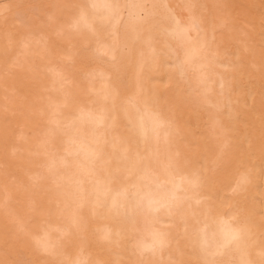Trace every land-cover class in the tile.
<instances>
[{"label":"snow or ice","instance_id":"6c2138e0","mask_svg":"<svg viewBox=\"0 0 264 264\" xmlns=\"http://www.w3.org/2000/svg\"><path fill=\"white\" fill-rule=\"evenodd\" d=\"M69 11L67 21L46 14L37 29L25 26L26 31L12 42L20 55L6 61L5 68H25L20 56L31 50L33 41L40 45L35 54L49 67L48 72L61 89L72 82L69 64L73 63L72 47L87 40L94 59L107 57L111 67L101 71L102 87L86 92L93 97L92 107L81 104L72 120L65 123L62 115L50 107L40 114L46 124L35 146L36 154L45 156L43 172L30 175L28 180L14 181V187L27 207L28 218L18 217V232L27 238L35 252L55 256L67 238L76 244L87 229L80 209L90 205L114 227L95 233L97 241L119 247L125 243L126 264H154L149 254L175 242L170 228L179 226L177 235L189 250L188 260L168 261L167 264H237L223 258L230 252L243 254L252 236L253 222L243 206L242 197L254 181V172L243 155H234L232 137L237 125L243 123L239 113L227 127H220L223 140L210 159L199 166L179 148L173 149L169 130L175 121L171 109L161 106L155 90L144 87L146 74L157 68L163 58L167 66L165 87L172 86L175 102L181 98L197 106L215 107L209 97L212 89L211 68L223 67L237 75L245 64L237 56L228 58L230 33L246 36L234 24L231 6L218 2H191L183 7L188 15L183 19L173 15L161 31L163 41L157 47L148 6L118 0H84L62 6ZM7 6H5V11ZM54 31L65 44H44L50 39L46 31ZM158 28V26H157ZM117 33L122 34L118 39ZM248 49L246 40L240 41ZM7 50V45H6ZM58 50V51H57ZM130 61L134 69L131 81L124 74ZM26 71H38L29 63ZM221 95L225 78L219 75ZM232 77L228 78L231 88ZM66 102V101H65ZM227 104H231L228 99ZM264 106V92H262ZM118 118L124 121L123 130ZM219 123V122H217ZM86 126V131L81 127ZM59 137L52 150L51 138ZM261 155L264 157V126L261 129ZM161 143L163 151H161ZM65 144L76 158L75 171L70 169ZM63 164L65 173L59 172ZM45 172L47 175H45ZM217 192L231 193L217 199ZM47 201V204L45 203ZM40 217L35 227L32 214ZM62 217L60 227L53 229L46 217ZM166 215L167 221L161 216ZM143 223L141 228L137 220ZM157 224H164L158 228ZM58 235L53 236V232ZM259 260L242 258L238 264H264V251ZM58 264H91L82 260H60ZM108 264V262H105ZM119 264V262H117Z\"/></svg>","mask_w":264,"mask_h":264},{"label":"bare ground","instance_id":"6f19581e","mask_svg":"<svg viewBox=\"0 0 264 264\" xmlns=\"http://www.w3.org/2000/svg\"><path fill=\"white\" fill-rule=\"evenodd\" d=\"M84 0H0V264H58L60 260H82L91 264H126L128 259L124 241L117 247L106 242L97 241L95 233L105 228L115 227L113 223L103 218L99 210H93L90 205L80 209V216L87 229L82 239L76 244L67 238L64 247L55 256L40 255L32 248L31 242L18 232V217L28 218L27 207L14 187V181H27L30 175L43 172L41 167L45 163L43 154H36L37 139L45 128L46 121L40 114L50 107L56 108L62 115L65 123L72 120L73 114L78 111L81 104L92 107L93 97L86 92L99 90L102 87L103 77L101 71H107L111 66L106 63L107 57L94 59L90 52L89 42L73 41L79 43L80 50L71 48L73 63L69 64L70 84L63 89L55 84L48 72L49 67L36 54L40 45L33 41L31 50L20 56L25 68L32 63L38 71H26L25 68L12 67L6 70V61H12L19 53L13 48L12 42L26 31L25 26L37 29L46 14L60 17V23L67 21L69 11L63 5L69 3H82ZM120 3L137 2L148 6L151 13V23L148 29H157V47H160L164 37L162 29L170 23L173 15L184 18L188 15L184 5L191 2L214 4L218 2L231 6L230 11L234 17V24L243 29L247 35L230 33L228 58L235 61L237 56L245 64V71L239 75L226 71L223 67H212V89L209 100L215 107L197 106L181 98L179 104L175 102L172 86L165 87L167 79V66L163 58L158 61L157 68L146 74L144 87L155 90L161 99V106L171 109L174 126L169 130V139L173 149L179 148L188 157L190 162L199 166L205 159H210L216 151L218 143L223 140L220 127L227 128L237 113L243 123L237 125V132L232 137L231 152L234 155H243L247 158L249 167L253 169L254 181L243 194L242 202L247 214L253 222L252 236L243 254L232 251L223 259L227 262L242 258L258 261L259 253L264 251V157L261 155V129L264 126V106H262V92H264V0H118ZM5 6L7 10L5 11ZM46 31L50 39L45 38L44 44L49 48L54 43L65 44L56 36L54 29ZM158 26V28H157ZM118 39L122 34L117 33ZM246 40L248 49L240 42ZM7 45V50H6ZM58 51V50H57ZM125 75L131 81L134 69L130 61H125ZM225 78L224 95H221L219 76ZM232 77L231 88L228 87V78ZM231 104H227V100ZM66 101V102H65ZM219 122V123H217ZM124 121L118 118V127L123 130ZM86 131V126L81 127ZM59 143V137L51 138L52 150ZM161 151L163 144L161 143ZM68 163L72 165L70 171H75L76 158L72 149L65 144ZM59 172L65 173L63 164ZM45 175L47 173L45 172ZM231 193L217 192V199ZM47 204V201H45ZM31 227L40 223V217L34 213ZM53 229L62 224V217H46ZM162 215L161 220L167 221ZM138 226L143 223L138 219ZM164 228V224H157ZM175 242L160 250L154 256L149 254L147 259L154 264H167L168 261L188 260L189 250L185 242L177 233L179 226L169 229ZM58 235L53 232V236Z\"/></svg>","mask_w":264,"mask_h":264}]
</instances>
